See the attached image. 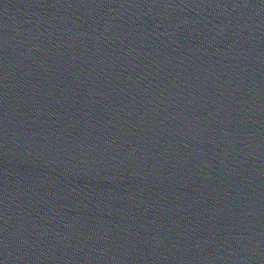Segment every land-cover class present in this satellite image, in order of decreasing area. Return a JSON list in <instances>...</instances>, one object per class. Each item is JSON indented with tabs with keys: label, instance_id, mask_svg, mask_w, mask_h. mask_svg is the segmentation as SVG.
Returning a JSON list of instances; mask_svg holds the SVG:
<instances>
[{
	"label": "water",
	"instance_id": "obj_1",
	"mask_svg": "<svg viewBox=\"0 0 264 264\" xmlns=\"http://www.w3.org/2000/svg\"><path fill=\"white\" fill-rule=\"evenodd\" d=\"M215 112L264 264V0H195Z\"/></svg>",
	"mask_w": 264,
	"mask_h": 264
}]
</instances>
